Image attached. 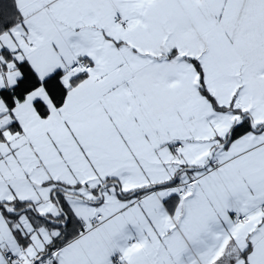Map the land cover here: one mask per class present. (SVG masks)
<instances>
[{
  "label": "snow or ice",
  "instance_id": "6c2138e0",
  "mask_svg": "<svg viewBox=\"0 0 264 264\" xmlns=\"http://www.w3.org/2000/svg\"><path fill=\"white\" fill-rule=\"evenodd\" d=\"M0 264H264V0H0Z\"/></svg>",
  "mask_w": 264,
  "mask_h": 264
}]
</instances>
